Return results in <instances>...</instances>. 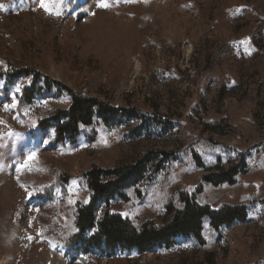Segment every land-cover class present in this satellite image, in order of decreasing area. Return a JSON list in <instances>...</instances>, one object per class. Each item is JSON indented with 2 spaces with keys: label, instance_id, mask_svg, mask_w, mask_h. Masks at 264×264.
I'll use <instances>...</instances> for the list:
<instances>
[{
  "label": "rangeland",
  "instance_id": "1",
  "mask_svg": "<svg viewBox=\"0 0 264 264\" xmlns=\"http://www.w3.org/2000/svg\"><path fill=\"white\" fill-rule=\"evenodd\" d=\"M106 2L0 0V264H264V0ZM37 73L130 113L58 144L38 123L71 99L23 103ZM142 161L109 206L138 231L171 223L186 196L245 219L206 217L200 238L148 251L73 244L92 201L84 174Z\"/></svg>",
  "mask_w": 264,
  "mask_h": 264
},
{
  "label": "trees",
  "instance_id": "2",
  "mask_svg": "<svg viewBox=\"0 0 264 264\" xmlns=\"http://www.w3.org/2000/svg\"><path fill=\"white\" fill-rule=\"evenodd\" d=\"M30 76L26 70L18 74ZM40 73L34 77L32 86L23 92L22 102L33 103L36 96L42 91L58 94H67L71 105L67 110H57L46 120L38 123V128L43 132H52L58 144L67 141L76 143L80 131L84 127H91L97 122L112 125L118 122L124 113L130 111L118 109L103 102L98 97L75 92L65 84L47 76L40 79ZM43 81V87H38V82ZM147 171L145 161L135 165H127L114 169H104L94 166L84 174V179L92 194V201L86 207L78 209L76 226L78 233L72 238L73 244L86 241L89 245L108 249H137L148 251L155 247L168 245L173 238L178 236H193L200 238L202 219L209 217L213 226L230 225L234 220H244V210L238 207H225L219 212H211L208 207H199L194 199L185 197L186 207L178 212L174 220L164 226L158 227L152 222H146L141 231L120 215L111 214L110 202L116 198H125L124 191L136 185ZM238 173L232 170L226 173L227 179L219 183L233 182V177ZM105 204L101 218L98 217V205ZM87 234V238L84 236Z\"/></svg>",
  "mask_w": 264,
  "mask_h": 264
},
{
  "label": "snow or ice",
  "instance_id": "3",
  "mask_svg": "<svg viewBox=\"0 0 264 264\" xmlns=\"http://www.w3.org/2000/svg\"><path fill=\"white\" fill-rule=\"evenodd\" d=\"M51 6H52V0H49V2H46V0H39V7L44 9V11L50 12ZM97 6L101 8H108L110 5L106 2V0H100V3ZM0 8H3V5H0ZM31 158L32 156L30 155L29 159Z\"/></svg>",
  "mask_w": 264,
  "mask_h": 264
}]
</instances>
